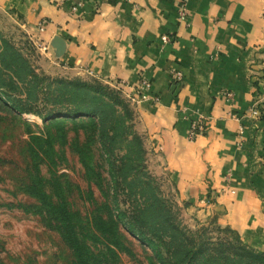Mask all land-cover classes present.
I'll return each instance as SVG.
<instances>
[{
    "label": "crops",
    "instance_id": "1",
    "mask_svg": "<svg viewBox=\"0 0 264 264\" xmlns=\"http://www.w3.org/2000/svg\"><path fill=\"white\" fill-rule=\"evenodd\" d=\"M76 1L0 0V16L38 47L48 72L125 82L135 95L148 78L157 100L129 101L148 166L166 172L196 219L214 215L264 249V114L249 113L264 69V0H188L187 22L179 0H81L72 10ZM196 117L205 128L190 138Z\"/></svg>",
    "mask_w": 264,
    "mask_h": 264
},
{
    "label": "trees",
    "instance_id": "2",
    "mask_svg": "<svg viewBox=\"0 0 264 264\" xmlns=\"http://www.w3.org/2000/svg\"><path fill=\"white\" fill-rule=\"evenodd\" d=\"M36 68L20 47L0 36L3 98L20 113L36 114L45 123L68 118L82 126L85 142L97 143L106 168L104 186L99 187L104 201L90 211V217L72 205L68 192L60 186L55 161L48 162L51 175L46 188L40 162L33 160L24 191L34 202L22 208L60 233L74 264H118V250L124 248L121 229L149 247L160 264H264V249L240 236L213 238L204 227L191 229L181 222L175 205L147 168L143 136L134 126L130 102L119 88L96 78L53 76ZM30 137L32 142L42 140L31 147L36 157L56 153L51 134ZM118 142L123 146L116 147ZM116 148L122 153H116ZM53 181L56 184L51 187ZM0 264H4L1 259Z\"/></svg>",
    "mask_w": 264,
    "mask_h": 264
},
{
    "label": "rangeland",
    "instance_id": "3",
    "mask_svg": "<svg viewBox=\"0 0 264 264\" xmlns=\"http://www.w3.org/2000/svg\"><path fill=\"white\" fill-rule=\"evenodd\" d=\"M0 36L20 47L38 71L53 76L59 75L43 69L41 58L44 54L5 16H0ZM28 41L29 44L26 43ZM1 91L0 259L4 264H74L72 252L60 233L44 225L39 215L23 210L24 204L34 202V198L24 189L29 181L34 158L40 162V175L46 180L48 188L50 185L47 178L51 175L48 162L54 160L56 174L60 175V186L68 192L66 195L72 205L91 217L94 208L104 201L99 187L104 186L106 168L98 145L93 140L85 142L84 128L79 124L76 126L68 118H61L60 123H56L59 119L45 123L36 114L20 113L11 101L3 98ZM21 96L26 95L22 93ZM133 123L135 124L134 118ZM48 133L51 134L56 153L48 156L40 154L36 157L31 147L42 143V140L36 139L32 142L30 135L39 134L45 137ZM121 146V142L116 143V147ZM115 152L122 153V150L116 148ZM85 164L88 168H85ZM146 165L154 175L161 192L175 205L178 217L184 225L191 229L204 227L206 235L213 238L241 237L236 228L219 224L214 215L203 220L196 219L195 212L186 209L174 191L166 172L155 170L148 166L147 162ZM50 184L54 187L56 181ZM121 231L124 248L118 250V264H160L149 247L143 246L125 229Z\"/></svg>",
    "mask_w": 264,
    "mask_h": 264
},
{
    "label": "built area",
    "instance_id": "4",
    "mask_svg": "<svg viewBox=\"0 0 264 264\" xmlns=\"http://www.w3.org/2000/svg\"><path fill=\"white\" fill-rule=\"evenodd\" d=\"M188 0H179L178 3V16L181 19H184L186 21L187 19V8H186V4H187ZM82 5V1L78 0L76 2H74L71 5V9L72 10H76L78 7H80ZM187 22V21H186ZM43 21H41L39 23V28L43 29L42 26ZM161 40L163 42H166L169 40V36L166 34H163L161 36ZM39 43V42H38ZM39 45L47 50L50 45L48 43H39ZM178 75H180V72H177ZM258 83V99L257 101L249 107V113L251 115H259L261 113V105L260 103L264 101V69L262 74L260 75L259 80H257ZM128 83L122 82V83H115V85H113L116 88H119L121 90V92L124 94V96L130 101L132 100H148V99H152V100H157L156 96H151L149 89H150V81L148 80V78L141 76L140 80L138 81V84L135 87V90L137 91V95L129 92V91H124V87L127 85ZM224 97L226 99V101H228V103H233L234 101V94L231 90H226L224 91ZM205 119L203 117H196V118H192L190 121V127L188 130V135L190 138H194L195 136H197L198 134H201L205 128Z\"/></svg>",
    "mask_w": 264,
    "mask_h": 264
},
{
    "label": "water",
    "instance_id": "5",
    "mask_svg": "<svg viewBox=\"0 0 264 264\" xmlns=\"http://www.w3.org/2000/svg\"><path fill=\"white\" fill-rule=\"evenodd\" d=\"M51 45L55 48L57 53H61L64 49V40L59 35H55L51 40Z\"/></svg>",
    "mask_w": 264,
    "mask_h": 264
}]
</instances>
